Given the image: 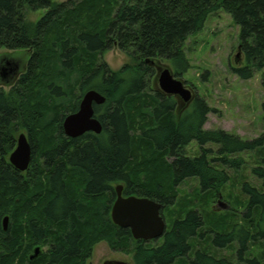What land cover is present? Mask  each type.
Instances as JSON below:
<instances>
[{
  "label": "trees",
  "instance_id": "16d2710c",
  "mask_svg": "<svg viewBox=\"0 0 264 264\" xmlns=\"http://www.w3.org/2000/svg\"><path fill=\"white\" fill-rule=\"evenodd\" d=\"M218 9L239 28L245 65L232 70L250 79L264 68V0H0V49L29 52L16 84L0 89V264H85L100 242L131 253L133 264H236L213 249L236 242L239 255L251 241L264 242L257 219H264V131L244 140L206 130L210 109L203 99L183 110L151 86L162 61L175 77L187 71L182 45ZM40 10L36 21L27 19ZM114 48L129 59L118 70L101 60ZM88 90L105 98L93 107L102 131L69 138L63 119ZM261 108L264 119V102ZM20 131L32 151L25 172L8 160ZM191 142L200 152L189 157ZM206 144L218 145L219 156L210 157ZM242 152L255 153L251 173L260 186L241 182L242 221L213 222L215 229L208 226L209 201L229 180L218 166L239 167L229 156ZM191 178L204 200L197 207L178 196ZM116 184H123V196L177 208L160 244L136 241L112 223ZM36 247L42 250L31 260Z\"/></svg>",
  "mask_w": 264,
  "mask_h": 264
},
{
  "label": "rangeland",
  "instance_id": "374dc122",
  "mask_svg": "<svg viewBox=\"0 0 264 264\" xmlns=\"http://www.w3.org/2000/svg\"><path fill=\"white\" fill-rule=\"evenodd\" d=\"M56 1L64 2L66 0ZM42 13V10L27 12L26 17L30 21H36ZM238 44L239 28L232 17L223 9L210 13L202 28L188 35L182 45V50L189 65L187 71L180 77H175L171 65L167 61L160 62L156 67V77L154 78L155 82L151 85L152 89H159L157 83L158 73L160 70L168 68L173 76L180 80L184 87L191 92V100L188 103H184L179 97L174 96L179 109H188L195 97L203 99L209 107L210 112L206 116L204 129L224 130L244 140L257 137L264 131L261 108L264 102V87L262 84L264 81V68L255 71L250 79H241L234 73L233 67L245 65L241 53L236 58V54L240 51ZM28 59L29 52L25 49H0V74L2 69L6 70L4 77H0L1 90L7 92L16 84L18 77L26 68ZM101 60L112 70H118L129 62V59L115 48L105 53ZM22 133L27 137L25 131H20L17 138ZM203 148L211 150L210 157L219 156L216 153L218 145L206 144ZM185 151L187 156L192 157L197 155L200 149L196 142H191L185 148ZM229 158L239 160L241 165L236 168L218 166L219 169L223 168L225 170L229 180L224 185L219 199H215L213 202L209 201L208 207L214 214L211 215L208 226L214 228L217 227L214 224L216 222L226 225L242 221L241 210L245 197L240 192L241 182L247 181L254 186H260V182L251 173L252 167L258 163L254 152L232 154ZM117 185H122V192L123 184H116L114 187ZM197 188L198 183L195 178L186 179L177 188L178 196L182 200L191 201L192 205L197 207L204 201L202 196L198 195ZM204 197L207 198V195ZM176 209L162 210L161 213L167 227L170 220L174 218ZM257 219L260 230L264 232V219L261 220V217H257ZM254 225L256 224L254 223ZM161 239L146 243L151 246L158 245L161 243ZM247 247L246 251L238 255L236 249L239 246L234 242L225 249H213V253L218 257H226L236 264H249L246 260L255 261V264H264L263 240L251 241ZM107 260L133 264L131 253L113 251L104 242L94 246L92 255L85 264H103ZM185 262V259L179 260L180 264H185Z\"/></svg>",
  "mask_w": 264,
  "mask_h": 264
},
{
  "label": "water",
  "instance_id": "95a60500",
  "mask_svg": "<svg viewBox=\"0 0 264 264\" xmlns=\"http://www.w3.org/2000/svg\"><path fill=\"white\" fill-rule=\"evenodd\" d=\"M241 52L236 54V58ZM5 69H2L0 77L3 78ZM157 83L159 90L169 96H177L184 103L191 100V92L183 83L176 79L168 68L158 73ZM105 98L95 90L86 91L78 105L77 111L65 116L62 129L65 136L75 139L85 133L100 134L102 126L94 116V105H102ZM32 151L25 134H20L16 140V146L10 153L9 163L18 171L25 172L31 162ZM122 185L114 187L116 198L111 206L110 218L112 223L120 228L129 229L132 238L136 241L149 242L163 238L166 231V222L161 214L160 203L135 195L123 196ZM3 230L7 229L8 217L2 219ZM40 248L36 247L30 259L38 256ZM103 264H128L123 261L107 260Z\"/></svg>",
  "mask_w": 264,
  "mask_h": 264
},
{
  "label": "flooded vegetation",
  "instance_id": "af4514ba",
  "mask_svg": "<svg viewBox=\"0 0 264 264\" xmlns=\"http://www.w3.org/2000/svg\"><path fill=\"white\" fill-rule=\"evenodd\" d=\"M9 68V67H8ZM193 103V102H192Z\"/></svg>",
  "mask_w": 264,
  "mask_h": 264
},
{
  "label": "bare ground",
  "instance_id": "6f19581e",
  "mask_svg": "<svg viewBox=\"0 0 264 264\" xmlns=\"http://www.w3.org/2000/svg\"><path fill=\"white\" fill-rule=\"evenodd\" d=\"M85 135V134H84Z\"/></svg>",
  "mask_w": 264,
  "mask_h": 264
}]
</instances>
